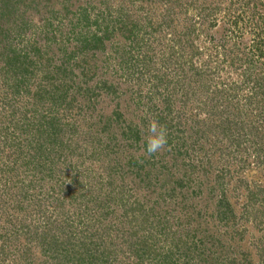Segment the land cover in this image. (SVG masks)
Returning a JSON list of instances; mask_svg holds the SVG:
<instances>
[{"label": "trees", "instance_id": "1", "mask_svg": "<svg viewBox=\"0 0 264 264\" xmlns=\"http://www.w3.org/2000/svg\"><path fill=\"white\" fill-rule=\"evenodd\" d=\"M49 1L0 0V101H5L9 111V114H6L7 112H2L5 108L0 109L2 113L0 115H5L3 119H0V139L2 140L0 145L4 148L11 138L17 139V134H22L27 136L23 139L26 144L24 146L33 150V155L26 151L24 158L22 152L25 150L16 140V143H12L8 147L12 149L13 165L17 167L20 178L24 180L13 190L14 194L10 193V195H6V198H0V264H11L10 252L18 253V259L25 261L26 264H123L125 262V264H129L132 260L137 264H198L194 262L195 257L201 264H236L237 256L230 261L224 258L225 254L219 243L223 236L218 231L220 227L218 229L207 227V221H205L227 220L226 210L231 213L229 209L231 208L230 196L227 195V189L224 187L227 183L224 181L225 174H221L222 172L214 177L212 187L207 189V202L201 204L197 211L201 219L192 221L191 215L195 212L197 205L192 200L193 196L188 192L189 188L186 182L172 181V191L178 188L181 193L179 208L175 209L176 215L172 214V211L156 214L154 207H147L139 197L136 196L128 201L123 192H114L116 185L113 184V175L117 171L115 166H107L108 181L99 184V186L93 181L86 180L89 177H86L87 175L83 171L79 177L72 176L65 179L60 176L63 172L50 167L48 163L51 162L50 164L53 165L55 163L49 158L51 154L47 145L52 146L51 151L54 149L53 145H63L61 120L70 116L75 117L76 115L72 114L75 113L76 108L78 109L77 116H81L84 125L89 128L97 127L86 139L85 137L83 139L95 149L93 151L96 153V157L102 152L104 156L110 155V152H107L110 143L106 144V142L119 138L129 142L126 146H132L140 141L143 135L140 127L143 124L140 126L132 121L127 122L121 110V92L118 87L124 84L122 81L125 77L119 82H111L101 77L96 78L97 70H99L96 65V56L98 53L106 51L109 41L110 51L117 53L120 42V47L123 48L122 54L127 57L119 64L121 63L124 70L132 74L136 70V65L144 66L140 55L143 52L142 48L147 45V39H144L140 32L136 33L138 25L144 24L139 21L141 17L125 14V6L114 12V16L110 11V21L108 14L103 16L102 13L91 20L90 14L85 8L78 10L79 14L66 10L67 13L73 14L76 21H73L72 18L68 31L57 37L52 27L55 19L52 18L50 21L51 16L47 13L52 12L53 6L57 5L58 1H63L67 5L74 0H53L51 3ZM133 1L138 2L139 5L147 2L146 12L150 7L157 11L159 9V13L161 11L162 16H165L164 23L159 27L171 26L174 21L172 17L168 18L169 13L174 12L179 6L181 8L183 3L182 0ZM37 8L44 14L41 18L43 26L39 28L38 38H42L47 44L46 51L40 50L36 45V39L22 40L24 33L30 30L31 25L23 19H19L18 22L14 17L18 10L27 11ZM139 8L141 9L140 6ZM260 17L264 21V17L261 15ZM237 20L239 21V19ZM235 21L233 20V23ZM150 24L152 27L155 26ZM150 24L146 25L150 26ZM146 25L140 26L145 27ZM196 25L194 21V29L190 27L188 34H181V37L185 38L182 44L186 48L188 44H191V55L201 57L203 49L202 47L198 48L197 43L199 40L201 44L204 43L205 38L201 39L197 32L194 34ZM226 25L223 23L213 26L209 36L210 40H216V36L221 38L224 35L222 29L228 33L229 26L227 29ZM92 27H95L96 31H91ZM258 35L251 36L249 42L243 43L244 46H253L252 50L256 52L257 56L255 61L246 56L243 63L239 64V67L245 66L243 70L236 67L235 72L240 77L239 83L227 81L223 84L218 82L211 90V94L208 93L209 97L205 95L203 111L207 115L209 111L218 112L220 110L217 106L222 99L225 101L226 94L229 95L226 100L236 99L243 91L248 90L249 95L243 96L242 100L245 98L248 104L254 103L255 110H260V118L264 120V72L254 74L258 67L264 66V53L262 54L259 50L263 47V41L259 39L261 37ZM225 36L221 40L222 42L220 41L221 49L224 52L225 49L227 50ZM13 39H17V42L22 40L19 44L25 43V47L23 49L16 48L13 45ZM53 44L58 45V48L52 49ZM214 44H218L214 45L215 48L221 47L219 43ZM228 52L232 53L236 50L230 49ZM57 54L61 56L59 65L54 64ZM181 54L185 56V54ZM215 55H220V51L216 50ZM232 61L234 64L238 63L234 56ZM71 62L74 63L71 64ZM75 70L79 73L75 74ZM93 78H96V82L89 84ZM153 78L156 79L155 76ZM187 85L190 87L192 81L187 80ZM22 97L30 100L31 108L28 109L25 106L22 118H17L19 106L16 104L17 100ZM99 97L105 99L97 101ZM24 98L23 101L27 100ZM113 102H115L114 106ZM237 104H239L238 99ZM98 105L101 107L96 110L95 107ZM169 106L167 110L171 112ZM84 111L88 113L87 117L85 114H81ZM97 111L99 112L96 113ZM29 112L31 117L28 116ZM6 122L10 123L11 130L3 126ZM158 122L164 123L162 118H158ZM73 125L77 127L78 121H73ZM200 125L202 126V121L198 122V126ZM196 130L193 132L195 133ZM68 132L72 139L77 140L78 137L74 135L78 134L76 129ZM197 133L204 134L205 132ZM59 140H61L60 143ZM172 142V139H166L164 145L171 146ZM236 142V145H242L238 141ZM73 146L80 150L79 142L76 141ZM192 147L194 151L201 152L202 148H196L195 144ZM261 148L262 144L259 148H253L259 152L257 158L263 157L260 165L264 164V149ZM76 149H72V151H76ZM172 149H174L175 160L180 153L175 151L176 148ZM123 154L128 172L136 173L137 178L140 175L138 173L144 172L148 176V173H152V169L155 168V162L145 159L143 154L136 156L124 151ZM222 161L220 159V162ZM238 163L243 168L245 161L238 160ZM213 167L215 166H212L211 170ZM30 169L32 172L40 173L42 177L33 178L30 175L27 178ZM0 170L5 171L6 169ZM163 170L170 174L167 167H164ZM204 172L211 171L207 169ZM1 177L5 178L2 175ZM10 178L7 179L10 180ZM45 179L51 182L55 181V185L58 183L57 192L55 195H50L47 192L39 191L34 196L31 193L32 189H36L38 182ZM145 182L148 183L141 187L143 193L148 192L150 187L149 179L144 181L142 176L141 184ZM7 189L9 192L10 186ZM172 191H169V194H172ZM1 192L2 190L0 197ZM262 192L264 189H258L254 194L250 193L248 202L246 201V209L254 208L255 200L258 201L256 195ZM192 193L196 195L193 191ZM140 194L144 196L141 192ZM32 202L35 203V208L31 205ZM155 204L154 202L153 205ZM211 208L213 209L212 213L206 212ZM224 208L225 210H223ZM61 213L63 215H59ZM42 218L45 222L41 221ZM27 221H30L32 225L28 227ZM20 233L29 240L26 247L24 244H18V240H21ZM237 234L239 232H236L233 237ZM10 238H14L16 244L9 241ZM206 239L211 248L205 245ZM32 241H35L33 244L36 245L37 253L29 250L33 252L29 254L30 258L35 259L31 261L27 259L29 258L27 250ZM10 247H12L11 250H9ZM22 249H25V253L22 252ZM231 250L233 256L235 254L242 256L243 264L252 262V258H248V253L242 252L241 249L239 251V248L236 249L237 251L233 248ZM257 252L258 259H262L260 262L264 264V246ZM191 254H195V256L193 257Z\"/></svg>", "mask_w": 264, "mask_h": 264}, {"label": "rangeland", "instance_id": "2", "mask_svg": "<svg viewBox=\"0 0 264 264\" xmlns=\"http://www.w3.org/2000/svg\"><path fill=\"white\" fill-rule=\"evenodd\" d=\"M52 1L50 0L49 3ZM124 1L74 0L67 5L63 1H58L57 5L53 6L52 12L47 14L51 16L49 18L50 21L52 18L55 19L52 27L57 37L64 35L68 31L69 22L72 18L73 21H76L73 14L67 13L66 10L77 12L85 8L90 14L91 20H94L99 13H102L103 16L108 14V20L110 21V11L111 15L114 16V12L125 6V14L141 17L140 20L139 18L136 19L144 24L138 25L136 33L139 34L140 32L141 36L147 39V45L142 48L143 52L140 55L144 66L136 65V70L132 74L124 70V67L119 62L127 56L122 54L123 48L120 47V42L117 47L118 52L114 53L112 50L110 51L109 41L106 51L98 53L96 56V65L99 68L96 78L101 77L111 82H119L125 77V82L122 81L124 84L118 87L121 92V110L127 122L132 121V123L140 126L143 124L140 127L143 133L142 138L138 143L132 144V146H126L129 142L119 138L110 142L104 140L106 144L110 143L108 144L109 149H107L110 155L104 156L102 152L96 157V153L93 151L94 148L83 139L84 137L86 139L92 133L91 131H95L97 127L89 128L84 125L81 116H77L78 109L76 108L75 113L73 112L74 114H72L76 115L75 117L70 116L61 120L63 129L61 140L63 145H53L54 149L52 151V146L47 145L51 154L49 158L55 165L50 164L51 162L48 164L51 168L63 172L60 176L65 179H69L72 176L79 177L83 171L87 175L86 177H89L86 180L93 181L98 186L108 181L107 166H115L117 171L113 175V184L116 185L114 192H123L128 201L136 196L139 197L147 207L153 206L156 214L172 211V214L176 215L175 209L179 208L181 193H179L180 190L178 188L172 191V181L186 182L189 188L188 192L193 196L192 200L197 205L195 212L191 215L192 221L201 219L197 211L201 204L203 205L207 202V189L212 187L215 180L214 177H217L222 172L221 174H225L223 178L227 183V187H224L227 189V195L230 196L231 208L229 209L231 213L226 210L225 216H228L227 220H205L207 221V227H215L216 229L220 227L218 231L223 236L221 235L219 243L222 247V252L225 254L224 258L228 261L237 256L236 264H243L240 254H235L234 256L232 254V248L235 250L239 248V251L241 249L242 252L248 253V258H252L250 264H261L260 261L262 259H258L257 250L259 248L263 249L264 246V192L256 195L258 201L255 200V206L252 210L246 209V203L250 193L254 194L258 189H264V164L260 165L263 157L261 159L257 158L259 152L253 149L259 148L260 144H262L261 149H264V120L260 118V110H255L254 103L248 104L245 98L242 100L243 96L247 97L249 95L248 90L243 91L241 95H238V98L235 96L236 99L226 100L229 97L226 94L225 101L223 99L219 101L217 108L220 110L216 111L217 114L214 111H209L207 115L203 111V106L205 107V95L208 96V93L211 92L218 82L223 84L227 81L239 83L240 77L237 76L235 70L236 67L243 70L245 66L239 67V64L243 63L246 56L255 61L257 54L252 50L254 47L251 45L244 46L243 44L249 42L251 36L259 34L258 36L261 37L259 39L263 41V47L259 48V50L262 54L264 53V21L260 17V15L264 17V0H182L181 8L176 6L175 13L171 12L168 15V18L172 17L173 24L171 26L163 25L162 27H159V25L164 23L163 18L165 16H162L161 11L159 13V9L157 11L149 6L150 9L146 12L147 2L139 5L138 2L133 0H126L125 3ZM77 13L79 14V12ZM42 16L44 14L37 8L35 10L28 9L27 11L18 10L14 17L18 22L20 21L19 19H23L31 25L30 30L24 33L22 40L32 41L36 39V45L39 46L40 50L46 51L47 44L42 38H38L39 28L43 26V22H41ZM233 20H237L235 21L236 23H233ZM194 21L197 24L194 34L197 32L201 39L205 38L204 43L201 44L200 40L197 43V47L200 49L202 47L203 49L201 57L191 55V44H188L187 48L182 44L185 38L181 37V34L187 33L193 27ZM150 23L155 26L152 27ZM223 23L227 24V29L229 26V32L227 33L222 29L224 35L221 38L216 36V40L211 41L209 36L213 26H219ZM146 24H150V26ZM140 25L146 26L142 27ZM91 31H96V28L92 27ZM224 36L227 44L225 52L221 49V40ZM20 41L17 42V39H13V45L18 49H23L25 43L19 44ZM214 43H219L221 47L215 48L214 45L218 44ZM51 47L52 49L58 48V45L53 44ZM230 49L236 50V52H228ZM216 50L220 51V55H215ZM181 53L185 54V56H182ZM233 56L238 63L234 64L232 61ZM60 57L57 54L54 64H60ZM220 71L222 72L219 73ZM76 72L79 73L75 70V74ZM258 72H264V66L262 68L258 67L256 73H253L257 74ZM154 76L156 79L153 78ZM96 78H93L89 84L96 82ZM187 80L192 81L190 87L187 85ZM222 88L223 85L221 86ZM23 98L17 100L16 105L19 106L18 114H16L17 118H22L25 106L28 109L31 108L30 100L24 98L27 100L23 101ZM104 99V97H99L97 101H103ZM237 99L239 104H237ZM114 105L115 102H113ZM168 106L171 112L167 110ZM100 107L98 105L95 109L97 110ZM3 108L5 109L2 112L4 113L5 111L7 112L6 114H9L5 101L1 100L0 109ZM0 114H2L1 111ZM81 114H85V117L88 116L85 111ZM25 115L27 114L25 113ZM4 116L0 115V119H3ZM28 116L31 117L30 112ZM158 118H162L164 123H159ZM73 121H78L77 127L73 125ZM200 121H202V126H198ZM3 126L7 129H12L9 122L4 123ZM73 129H76L78 133L74 134L75 137H78L77 140L72 139L68 132ZM195 129L197 130L194 133ZM201 131L205 133H197ZM17 136L18 138L14 140L11 138L4 148L0 145V169H6L5 171L0 170V191L2 190L0 198H6V195H10V193L14 194L13 190L24 180L18 175L17 167L13 165L12 149L8 147L17 141L25 150L22 152L24 158L26 157V151L33 155V150L28 149V146H24L26 144L23 139L27 136L22 134H17ZM166 139L173 140L171 146L164 145ZM61 140H59V143ZM76 141L80 144V150L73 146ZM236 141L242 145H236ZM193 144L198 149L202 148L201 152L194 151ZM172 148H176L177 150L175 151L180 153L175 160L174 149ZM72 149H76V151H72ZM123 151L136 156L143 154L145 159L155 162V168L152 169V173H148L149 175L147 176L144 172H141L138 173L140 175L137 178L136 173L128 172V167L125 166L124 162ZM220 159L223 161L220 162ZM238 160L245 161L243 168L238 163ZM41 163H43V160H41ZM212 166L215 167L211 170ZM164 167L168 168L171 175L167 171L164 172ZM207 169H210L211 172H204ZM1 175L5 178H2ZM30 175L33 178L42 177L40 173L32 172V170L27 175V178ZM142 176L144 181L149 179L150 188L145 193L142 192L141 187L148 182L141 184ZM9 177H11L10 180L7 179ZM9 186L10 191L7 192ZM57 187L58 183L55 185V181L51 182L45 179L42 182H38L36 189L33 188L31 193L36 196L39 191H43L44 193L55 195ZM169 191H172V194H169ZM106 192L103 193L106 194ZM216 195L218 194L216 193ZM37 202L38 200L36 205ZM154 202L156 203L155 205H153ZM31 205L33 208L36 207L34 202ZM206 212L212 213L213 209L206 210ZM56 215L60 218L59 215L63 214ZM41 221L45 222L43 218ZM27 225L29 227L32 223L27 221ZM236 232H239V234L233 237ZM19 237L21 240H18V244H24V247H26L29 240L25 239L21 233ZM9 241L16 244L14 238H10ZM34 242L29 243L30 248L27 250V256L29 257L27 259L31 261L35 259L30 258L29 254L33 252L29 250L37 253ZM205 242V245L211 248L207 239ZM11 249L12 247L9 248V250ZM22 250L25 253V249ZM191 255L195 256V254ZM18 257V253L10 252L11 264H26L25 261L18 259ZM194 262L201 264L198 262L197 257L194 258ZM129 264L137 263L132 260Z\"/></svg>", "mask_w": 264, "mask_h": 264}]
</instances>
